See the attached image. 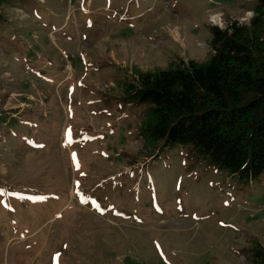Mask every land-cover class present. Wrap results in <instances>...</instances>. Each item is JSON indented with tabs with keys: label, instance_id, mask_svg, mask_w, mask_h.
<instances>
[{
	"label": "rangeland",
	"instance_id": "1",
	"mask_svg": "<svg viewBox=\"0 0 264 264\" xmlns=\"http://www.w3.org/2000/svg\"><path fill=\"white\" fill-rule=\"evenodd\" d=\"M257 3L0 0V264H264V174L150 136L128 89Z\"/></svg>",
	"mask_w": 264,
	"mask_h": 264
},
{
	"label": "trees",
	"instance_id": "2",
	"mask_svg": "<svg viewBox=\"0 0 264 264\" xmlns=\"http://www.w3.org/2000/svg\"><path fill=\"white\" fill-rule=\"evenodd\" d=\"M248 24L210 26L206 62L138 70L131 95L152 104L145 131L164 143H191L217 168L248 181L264 174V0Z\"/></svg>",
	"mask_w": 264,
	"mask_h": 264
},
{
	"label": "snow or ice",
	"instance_id": "3",
	"mask_svg": "<svg viewBox=\"0 0 264 264\" xmlns=\"http://www.w3.org/2000/svg\"><path fill=\"white\" fill-rule=\"evenodd\" d=\"M214 21H218V18H214ZM66 137H68L69 138V143H71L72 141H71V129H69L67 132H66ZM75 156H76V154H73V157H74V159H75ZM77 167H79V164H78V162H77ZM82 175H83V173H82ZM32 199H44L43 197H38V198H32Z\"/></svg>",
	"mask_w": 264,
	"mask_h": 264
},
{
	"label": "clouds",
	"instance_id": "4",
	"mask_svg": "<svg viewBox=\"0 0 264 264\" xmlns=\"http://www.w3.org/2000/svg\"><path fill=\"white\" fill-rule=\"evenodd\" d=\"M254 14L252 13V12H248L247 14H246V17H252ZM220 27H221V29H223V27H224V25L221 23L220 25H219Z\"/></svg>",
	"mask_w": 264,
	"mask_h": 264
},
{
	"label": "bare ground",
	"instance_id": "5",
	"mask_svg": "<svg viewBox=\"0 0 264 264\" xmlns=\"http://www.w3.org/2000/svg\"><path fill=\"white\" fill-rule=\"evenodd\" d=\"M212 21L217 23V21H214V20H212Z\"/></svg>",
	"mask_w": 264,
	"mask_h": 264
}]
</instances>
